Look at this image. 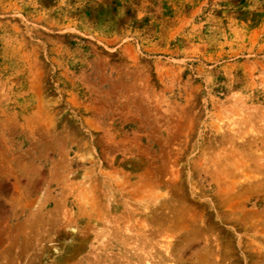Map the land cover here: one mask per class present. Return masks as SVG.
<instances>
[{
    "label": "rangeland",
    "instance_id": "374dc122",
    "mask_svg": "<svg viewBox=\"0 0 264 264\" xmlns=\"http://www.w3.org/2000/svg\"><path fill=\"white\" fill-rule=\"evenodd\" d=\"M0 264H264V0H0Z\"/></svg>",
    "mask_w": 264,
    "mask_h": 264
}]
</instances>
